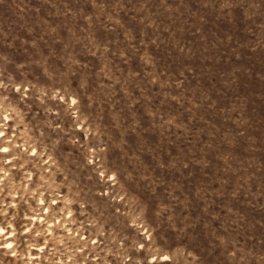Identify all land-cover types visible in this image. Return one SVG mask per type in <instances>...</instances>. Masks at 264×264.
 Listing matches in <instances>:
<instances>
[{
	"label": "rangeland",
	"instance_id": "obj_1",
	"mask_svg": "<svg viewBox=\"0 0 264 264\" xmlns=\"http://www.w3.org/2000/svg\"><path fill=\"white\" fill-rule=\"evenodd\" d=\"M0 264H264V0H0Z\"/></svg>",
	"mask_w": 264,
	"mask_h": 264
}]
</instances>
